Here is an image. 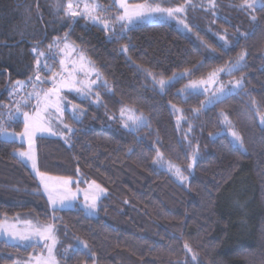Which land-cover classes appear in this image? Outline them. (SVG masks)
Wrapping results in <instances>:
<instances>
[{
	"label": "trees",
	"instance_id": "trees-1",
	"mask_svg": "<svg viewBox=\"0 0 264 264\" xmlns=\"http://www.w3.org/2000/svg\"><path fill=\"white\" fill-rule=\"evenodd\" d=\"M185 2L167 0L162 6ZM241 2L218 0L220 16L208 13L212 30L239 35L227 46L194 17L192 33L160 21L118 35L86 18L57 13L56 0H0V119L8 130L23 131L22 119H5L6 105L11 85L37 75L35 46L47 49L67 36L109 86H98L97 105L77 101L87 108L81 120L66 113L74 127L70 143L36 139L39 172L71 177L75 188L95 181L107 190L98 215L84 208L53 210L39 176L16 154L26 144L0 136V221L30 212L43 223L67 227L76 241L88 244L73 249L69 264H264V0L250 14L235 6ZM241 55L243 66L229 77L246 76L243 90L206 108V94L180 93L189 81L230 67ZM42 72L41 79L49 74ZM161 79L171 83L161 88ZM127 107L146 115L148 123L126 129L121 109ZM225 117L242 146L222 132ZM158 151L189 180L181 183L157 166ZM42 249L0 238V264Z\"/></svg>",
	"mask_w": 264,
	"mask_h": 264
},
{
	"label": "snow or ice",
	"instance_id": "snow-or-ice-1",
	"mask_svg": "<svg viewBox=\"0 0 264 264\" xmlns=\"http://www.w3.org/2000/svg\"><path fill=\"white\" fill-rule=\"evenodd\" d=\"M167 2V0H143L140 3H129L128 0H112V5L110 7H117L118 15L115 16V22L119 23L120 33L122 35L126 29H129L131 26L143 23L149 20H176L178 24L182 25L185 30L190 31L188 24L185 23L184 19H180V16L184 14L187 10V7L190 5V0H186L185 4L178 5L176 7H163L162 4ZM210 6L215 7L214 0H209ZM81 4L83 7L81 8ZM256 4V0H242L239 5H235L240 10L252 9ZM63 10L65 16L69 18L82 17L90 19L94 24L102 23L104 30H109V21L102 19L100 16L95 13L99 11H107V9H102L96 3H89L88 0H68L66 5L57 4V11ZM122 10V12L120 11ZM114 34L115 28H112ZM221 40L227 44V41L224 37H220ZM64 41L67 40L65 36ZM61 39L57 38L53 40L52 44L49 45V50L53 47L58 48L61 52L65 53L66 56H70L72 52L75 51L74 48L64 42V47L59 48ZM36 52V49H33ZM122 51H127V48H123ZM38 57L45 56V53L38 52ZM244 57L241 55L240 60H243ZM84 57H79V62L76 60H65L61 59L59 64L61 66V72L52 73V76L49 78L51 82V87L47 90L43 88H38V84H43L49 82L48 80H42L39 72L41 71V60L36 59V72L37 75L33 78H29L28 81H16L13 85L12 92L13 94H18L20 91L27 89L29 86L32 87L31 92H27L26 96L20 97L16 101L15 112L17 116L22 115L23 117V131L20 133H10L2 119H0V136L5 137L9 140H15L16 137L21 139V142H27V150H21L18 152V156L21 158L22 162L31 161L32 168L36 171L37 175L40 177V183L43 185L44 192L47 195L49 204L52 205L53 210L57 206H63L65 202L74 200L76 194L80 191L77 187V193H73L70 185L73 183L72 178H60V177H50L45 173L39 172L36 168L35 161V141L38 138L37 134L41 136L45 133L50 135H62V133L54 130L53 123L62 124L63 123V114L65 111L64 106V97L62 95L65 89L70 91H75L76 93L88 96L92 92V85L96 83L95 80H89L88 77L94 72V69H91L90 66H86L84 63ZM240 67L239 61L233 63L228 68H219L214 72L209 74V79L207 81L201 80L199 82L193 81L189 86L192 89H196L198 84L204 83H216L220 73L231 74L233 71L237 70ZM43 68L51 69L46 63H44ZM83 76L84 79H81L80 76ZM98 76V73L96 74ZM151 75V73H148ZM184 73L181 74L183 76ZM174 78L175 74H174ZM155 80V77H153ZM161 88H164L167 84H170L171 81H165L161 79L158 81ZM244 89L243 79L236 80L234 83L230 82V86H225L223 84L217 89L218 95L213 97V101H218L224 96L232 94L237 90ZM207 89H205L206 91ZM98 98V94H97ZM35 100V105L33 106L32 112L24 111L21 112V108L28 106L30 100ZM211 102V101H210ZM254 103V102H253ZM174 107V106H173ZM131 112V110H127ZM125 109H121V117H124ZM128 120L137 127L141 126L144 123V118L135 117L132 115L128 116ZM225 122L230 124L225 117ZM260 123L264 124V116H261ZM64 128H68V131L71 132L72 129L69 128L67 124L63 125ZM128 124H125V127H128ZM231 136L233 137L234 143H239L242 146V137L236 132L231 131ZM197 152L194 151L192 154L193 163H195ZM158 153V159L160 158ZM192 164L188 165V168H191ZM168 170L173 171L174 174L181 180L186 179L183 176V172L180 167L169 163ZM104 189L100 188L99 185L95 184L93 181L87 190H84V199L85 201H91L88 205L90 209H95L96 201L100 198V195L103 194ZM17 223H23L25 227L19 229L16 227V224H9L7 220L0 221V235L6 234L11 239H19L24 241H31L33 237L37 238V241H43V247L46 249L45 253H39L36 256L30 258L26 264H59V260L56 255V246L58 243L57 237L55 235V228L53 225H40L33 224L30 220L19 221L17 217ZM83 247L87 248V245L84 244ZM183 247L187 252L191 253V246L185 242ZM68 250L66 249L65 252ZM192 261H195L197 258L195 254L192 255Z\"/></svg>",
	"mask_w": 264,
	"mask_h": 264
},
{
	"label": "rangeland",
	"instance_id": "rangeland-1",
	"mask_svg": "<svg viewBox=\"0 0 264 264\" xmlns=\"http://www.w3.org/2000/svg\"><path fill=\"white\" fill-rule=\"evenodd\" d=\"M56 1H57V4H61V5L64 4V2H62L61 0H56ZM88 2L89 3H96L102 9H107V11H99L98 10L95 14L100 16L102 19H106V20L109 21V30L112 31V28L114 27L115 31H121L119 23L115 22V20H114L115 16H117L119 14L118 11H117V7H116V9H113L112 7L106 8L102 4L101 0H88ZM128 2L129 3H137V2H133L132 0H128ZM214 3H215V7H211L210 3H209V0H190V5L187 7L186 12L180 16V19H184L185 23L188 24L189 28L191 29L190 31L185 30L182 25L177 23L176 20H167V22L173 23L180 30H182V31H184L186 33H192L193 30H194V26H192V25H194V24H193V22L191 20H193V17H194L196 19V23H198L199 26L205 27V26L209 25V27L211 29V32H213V31L215 32V34H216L215 36H216V38L219 41L224 43V41L220 39V37H224L225 40L227 41L226 45L227 46H232L234 38H239V35L232 34L231 31H227V30H223V29H220V31L212 30V27L214 26L215 23L212 22L214 19H213V17L210 18L208 16V13L212 12L213 15H215L216 17L220 16V13H221L219 8H218V5H219L218 4V0H214ZM260 4H261L260 0H256V4L255 5H260ZM82 7H83V4H81V8ZM252 9H247V10H244V11L246 13L250 14V13H252ZM60 11L64 12L63 10H60ZM60 11H57V6H56V12L58 13ZM120 11L122 12V10H120ZM199 11H204L206 13H204V14H199V13L196 14V12H199ZM223 16L225 18H227L226 17L227 15H223ZM77 18H80V17H75V18H71V19L75 20ZM87 20L92 22L90 19H87ZM160 21H162V20H149V21H146V22H143V23L160 22ZM143 23H139V24H143ZM96 24L101 25L102 27H104L102 23H96ZM139 24H136V25H139ZM136 25H133L131 27H134ZM127 30L128 29H126L125 31H127ZM64 37L65 36L60 38L61 39V43L59 45V48H63L64 47V42L68 43L70 45V47L75 49V51L72 52L70 56H66L65 53L61 52L56 47H53L51 50H49V46L47 47V49H45V48H41L40 49V48H38L36 46L34 48L36 49V52H35L36 54L38 52L45 53V56L38 57L41 60V70H43L42 75L45 74L44 72L48 71V69L43 68L44 63H46L48 65V67L51 69V71H48L49 74L48 75H44L43 78H42V80H48L49 82L43 83V84H38V88H43V89L47 90L48 88L51 87V82H50L49 78L52 76V73L61 72V66L59 64V61L61 59H65L66 61L71 59V60H76L77 62H79V57L83 56L84 57L83 63L86 66H90L91 69H94V72H92V74L88 77L89 80H95L96 81V83L92 85V92H91L90 95L83 96V95H80V94L76 93L75 91H70L68 89H65L63 91V93H62V95L64 97L63 103H64V106H65V111H64V114H63V123L62 124H56L55 122L53 123L54 130L62 133V135H50V134H47V133L42 135V136H51V137L62 138L67 143H70L72 134L74 132V127H72L71 125H69L66 122V120H65L66 113L69 112L72 115V117H74V119L81 120L84 117V115L86 114L87 108L82 106L77 101L78 100H86V101L90 102V104L97 105L100 102V96H99V93L97 91L98 90V86H100L101 84L104 87H106V88H109V86H108L107 81L102 77V75L99 72V70L94 66V64L86 56V54L83 53L79 49V47L76 46L71 40H69V38L67 36H66L67 40L64 41L63 40ZM243 60L239 61L240 67L238 69H240L243 66ZM97 73H98V76L96 75ZM80 78L84 79V77L82 75L80 76ZM208 79H209V76L207 78H202V79L189 81L187 83V85H185L180 90V93L182 95H184L187 92H200V93L206 94L207 95V99H206V101L204 103V107L206 108L208 106L213 105L216 102V101H213V97L218 95L217 89L220 87L221 84H223L225 86H230V82L234 83L236 80H239V79H243V82L245 83L246 76L243 75L240 78H230L229 74L220 73L216 83L198 84L196 89H192L190 87H187L193 81H196V82H199L201 80L207 81ZM13 85H11L10 89H9L11 102H10V104L6 105L7 114H5V119L6 120L11 119L12 120V119H15V118H19V119L23 120L22 115L17 116V114L15 112L16 101L19 100L20 97L26 96L27 92H31L32 91V87L29 86L27 89L20 91L18 94H13V92H12ZM158 86L160 87V85H158ZM205 89H207V90L205 91ZM233 93H235V92H233ZM97 94H98V98H97ZM35 103L36 102H35L34 99L30 100L28 102V106H24V107L21 108V112L28 111V112L31 113ZM129 109L131 110V112L127 111ZM176 110H178V109H176ZM129 115H132V116H135V117H141L142 116L144 118V123L141 126L146 125L148 123V117L146 115L138 112L136 109L127 107L125 109L124 117H122L123 118V120H122L123 126L125 127V124L129 125L128 127H125L126 129L135 130L136 128H138L136 125L132 124V122L130 120H128V116ZM113 120H114L113 117H110L109 125L112 123ZM227 121L230 122L229 119H227ZM223 123H224V128H223L222 132L229 134L230 137L233 140V137L231 136V131H233V130L236 131V130L231 125V123L228 124V123L225 122V120H224ZM64 124H67L69 126V128L72 129V131L69 132L68 128H64V126H63ZM106 125H108V124H106ZM8 132H10V133H20V132L14 131V130H8ZM37 135L41 136L40 134H37ZM2 138L6 139V140H9V139H7L5 137H2ZM14 141L21 142V139L19 137H16ZM23 143L26 144V149L25 150H27V148H28L27 142L25 141ZM234 144L240 145L239 143H234ZM18 152L16 153L17 155H18ZM158 153L161 154V155H160L159 159H158V155H157L155 163L160 168H163V169L169 171L168 170L169 163L178 166L174 162L166 159L160 151H158ZM35 161H36V168L38 169L36 141H35ZM26 163L32 168V162L31 161H26ZM193 167H194V163L192 162V167L190 168L191 171L193 170ZM32 170L36 173V171L33 168H32ZM169 172L171 174H173L176 177V179L178 181H180L181 183L187 182L189 180V178L187 176H185L184 174H183V176L186 177V179L181 180L180 178H178L174 174L173 171H169ZM47 176H50V175H47ZM50 177H55V176H50ZM91 183L92 182L88 183L87 186H85V187H79L80 191L78 193H77V188H74L72 186V184H71L70 188H71L72 192L73 193H77L75 199L74 200H70L69 202H65V204L63 206H59V207L60 208H84L85 211L89 215H91V216L98 215V209H99L100 200L107 195V190L104 187H102L101 185L95 183L96 185H99L100 188L104 189V192H103V194L100 195V198L96 201L95 209H90L88 205L91 203V201L90 200L89 201H85V199H84V190H87ZM17 217L19 218V221L30 220V221L33 222V224L53 225L54 226L55 235H56L57 240H58V243H57L55 251H56L57 259L59 260V264H69L67 262V259L70 257L73 249L78 244H82L81 247H83L84 244L88 245L84 241H81V240L76 241V238L73 237L72 233L70 232V230L67 227H65V226H63L61 224L54 225V224H51V223H43V222L37 220L32 214H30V212L27 213V214H18L15 218H9V219H6V220H7V222L9 224H16L17 228L23 229L25 227V225L23 223H17ZM0 238H4V239H6L7 241H9L11 243H18V244H23V245L39 244V245H42V247L44 245L43 241H39L38 242L37 238H35V237H33V239L31 241H24V240H19V239H11L6 234L0 235ZM83 248H85V247H83ZM66 249L68 250L67 252H65ZM42 252L46 254V249L44 247H43V249H42V251L40 253H42ZM37 254H39V253H34L29 258H26L24 260H18L14 264H26V262H28L30 260V258L36 256ZM33 264H34V261H33Z\"/></svg>",
	"mask_w": 264,
	"mask_h": 264
},
{
	"label": "crops",
	"instance_id": "crops-1",
	"mask_svg": "<svg viewBox=\"0 0 264 264\" xmlns=\"http://www.w3.org/2000/svg\"><path fill=\"white\" fill-rule=\"evenodd\" d=\"M39 178H40V177H39ZM72 186H73V183H72ZM42 187H43V185H42ZM74 188H75V187H74ZM43 190H44V189H43ZM45 194H46V193H45ZM46 196H47V195H46ZM47 199H48V198H47ZM48 203H49V202H48ZM49 205H50L51 208H53L51 204H49ZM57 208H60V207L57 206L55 209H57ZM60 209H64V208H60Z\"/></svg>",
	"mask_w": 264,
	"mask_h": 264
}]
</instances>
